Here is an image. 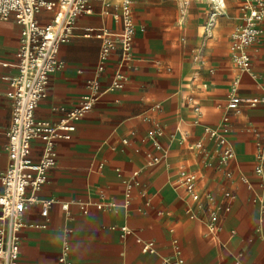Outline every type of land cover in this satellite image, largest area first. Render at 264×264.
<instances>
[{
  "label": "crops",
  "instance_id": "obj_1",
  "mask_svg": "<svg viewBox=\"0 0 264 264\" xmlns=\"http://www.w3.org/2000/svg\"><path fill=\"white\" fill-rule=\"evenodd\" d=\"M119 3L93 1L92 13L77 19L73 36L59 51L65 65L50 76L37 119L56 123L88 94L87 83L97 77L101 42L86 37V29L120 32ZM241 6L242 0H224L223 9L211 0H135L133 59L123 68L126 86L106 91L75 123L69 139L55 141L57 165L37 197L58 203L48 218L41 216L39 204L25 212L29 226L21 231L18 264H59L66 230H71L74 264H160L173 256L175 243L185 264H264V189L254 171L264 104L227 108L233 95H264V21L260 39L249 49L252 74L240 72L231 60ZM39 19L46 22L48 14ZM20 32L13 18L0 19V192L7 168L2 130L13 111L7 78L17 74L13 64ZM117 66L114 54L99 77L102 90ZM206 128L222 131L231 142L234 157L227 164L219 163V147L206 137ZM40 155L41 143L33 142L32 159ZM148 155L160 157V163L149 166ZM183 172L195 176L193 195L182 185ZM135 182L125 206L128 184ZM102 199L115 206L105 211L90 207L84 215L73 204ZM61 204H69V210ZM216 205L224 209L219 229L210 232ZM137 239L152 241L155 252L143 253Z\"/></svg>",
  "mask_w": 264,
  "mask_h": 264
},
{
  "label": "built area",
  "instance_id": "obj_2",
  "mask_svg": "<svg viewBox=\"0 0 264 264\" xmlns=\"http://www.w3.org/2000/svg\"><path fill=\"white\" fill-rule=\"evenodd\" d=\"M102 0H0V19L8 21L13 18L21 27L19 47L15 55L17 74L7 78L10 90L7 96L12 100L13 111L10 123L3 128L7 137L4 158L7 168L1 179L0 192V264H18L21 249V231L29 225L24 221L27 209L39 204L41 216L48 218L51 207L58 201H38L37 194L48 182V172L57 165V153L54 143L58 139H69L75 131V123L89 113L106 91L123 89L127 77L123 68L127 67L133 59L136 22L133 13L135 0H120L119 13L116 19L121 25L118 33H110L104 28L86 29L85 36L94 35L100 40L99 62L96 67L95 79L87 83L88 94L79 105L56 123L39 120L35 112L42 100L47 96L50 76L63 69L64 62L59 59V51L74 34L76 21L81 15L92 13V2ZM219 9L224 8V0H211ZM43 13L48 14V20L41 22ZM264 21L263 0H242L241 25L231 37L230 55L236 68L243 73L252 74V60L249 54L250 47L256 43L261 35V24ZM211 25V24H210ZM117 54L118 66L112 75L111 84L105 90L99 82L109 64L112 55ZM8 66V63H4ZM238 82V78L236 79ZM191 102L192 99H189ZM264 104V95L261 97H241L233 95L227 102V108L238 110L240 106L255 107ZM155 105V108H158ZM198 111L199 108L195 107ZM226 122V121H225ZM208 139L216 141L219 147V163L227 164L234 157L231 142L222 131L210 128L205 129ZM258 142L256 149L255 174L259 178V187L264 189V130L256 133ZM41 143V155L38 161L32 159V143ZM157 150L160 144L155 143ZM196 147H201L198 143ZM161 158L148 155L149 166L160 163ZM138 172L134 173L137 176ZM182 185L189 195L194 193L195 176L186 172L181 174ZM243 182L252 190L247 179ZM129 183L126 193L125 206H128L131 191L134 185ZM227 198L231 197L226 193ZM103 198V197H102ZM212 200L211 198H209ZM258 196L253 197L256 202ZM87 215L90 207L105 211L113 208L115 203L102 199L99 202L73 201ZM61 208L68 211L69 204H61ZM224 208L216 205L211 211V221L208 225L210 232L219 229V213ZM228 207L225 211H229ZM264 215V203L262 206ZM264 221V217L262 219ZM45 228V225L38 226ZM124 234L131 231L122 228ZM71 230H66L65 240L58 256L59 264H74L71 256L70 237ZM143 253H154L155 246L152 241L144 242L137 239ZM160 264H185L178 244H174L172 257L162 259Z\"/></svg>",
  "mask_w": 264,
  "mask_h": 264
},
{
  "label": "rangeland",
  "instance_id": "obj_3",
  "mask_svg": "<svg viewBox=\"0 0 264 264\" xmlns=\"http://www.w3.org/2000/svg\"><path fill=\"white\" fill-rule=\"evenodd\" d=\"M211 23H213V22H211ZM240 23H241V18L239 17V24H238V26L240 25ZM238 26H236V28H237ZM234 31H235V30L232 31V34L234 33Z\"/></svg>",
  "mask_w": 264,
  "mask_h": 264
}]
</instances>
